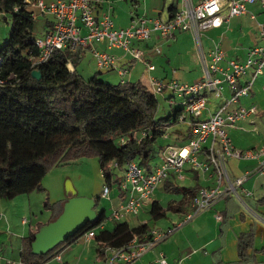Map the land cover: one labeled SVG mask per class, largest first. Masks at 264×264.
Here are the masks:
<instances>
[{
    "label": "trees",
    "instance_id": "16d2710c",
    "mask_svg": "<svg viewBox=\"0 0 264 264\" xmlns=\"http://www.w3.org/2000/svg\"><path fill=\"white\" fill-rule=\"evenodd\" d=\"M173 8L175 12L171 17L178 10ZM0 11L8 13L11 22L8 36L0 46V79L4 81L0 84V198L10 200L44 190L42 179L52 167L92 154L98 157L104 188L107 187L108 192L114 168L123 171V178L129 162L145 165L147 172L159 163H149L151 146L167 134L169 117L173 115V122L180 121L181 115L191 118L185 112L184 97H181V107L172 115L156 118L158 100L145 86L133 82L109 83L98 73L83 78L76 69H69L67 64L73 55L65 50H55L45 62L33 64L32 59L39 51L36 38L31 34L32 11L24 0H0ZM33 70L40 72L39 79L32 77ZM183 123L187 125L184 138L167 146H183L193 137L189 125ZM210 172L215 176L214 171ZM172 175L175 176L171 172L162 184L168 192L182 196L169 199L165 205L152 201L150 214L154 220L165 217L167 211L180 217L187 214L201 188L177 186L169 180ZM168 181L170 184H166ZM122 183L123 180L120 190L124 193ZM65 199L54 202L46 197L43 206L52 211L50 220L61 212ZM95 201L97 204V198ZM97 213L94 222L45 255L31 253L30 245L39 227L29 231L21 238L20 262L38 264L46 261L93 229L98 253L104 258L106 253L102 247L106 250L118 248L134 237L143 240L152 230L147 222L131 226L127 221L119 220L112 228L97 231L96 228L107 220L105 210ZM252 238L251 232L240 233L237 262L219 264H264L254 258L256 251L251 249ZM262 251L264 247L259 252Z\"/></svg>",
    "mask_w": 264,
    "mask_h": 264
},
{
    "label": "built area",
    "instance_id": "2783aa9c",
    "mask_svg": "<svg viewBox=\"0 0 264 264\" xmlns=\"http://www.w3.org/2000/svg\"><path fill=\"white\" fill-rule=\"evenodd\" d=\"M24 1L27 6L36 8L38 13L53 17L51 27L44 37L35 40L39 53L32 59L33 64L45 62L55 50H65L70 55H75L79 49H88L93 54L99 69H115L121 77V83H125L124 76L127 69L116 65L117 58L114 55L96 49L95 43L103 42L109 49H123L133 60H138L142 58V52L132 47V41L148 40L152 32H157L162 38H172L174 31L179 29L191 30L200 51L204 66L203 74L199 79L192 83L151 79L150 88H148L155 95L163 94L165 89H169L177 96L184 97L185 112L191 118L181 115L178 119L189 125L193 137L183 146H166L160 152L159 163L148 172L136 162H129L124 171L122 183L126 200L112 211L108 220L119 221L125 215L138 213L142 202L168 178L171 172L176 177L182 178V170L186 164L198 167L203 172L214 171L215 183L213 186L201 187L193 199L192 209L166 231L152 229L149 237L144 240L134 237L121 247L109 248L108 264L132 263L177 228L187 224L222 198L235 193L236 187L245 181L250 172L230 179L227 170L229 158L256 159L257 165L252 173L258 174L264 182V145L256 150L240 151L234 147L225 129L226 126H233L237 120L254 112V107H238L231 111H224V106H221L211 111L207 99L208 95L224 98L225 85L231 92L225 98L228 103H236L238 98L248 94L257 74L264 67V24H259L260 43L248 49L243 61L227 58L217 42H214L207 52L208 60L206 61L200 44L202 29L222 24L221 12L228 20L230 17L245 14L246 5L249 3L258 1L264 9V0H201L197 4H194L192 0H180L181 5L173 17L167 20L133 17L126 28L114 26L109 10L98 13V7L104 0ZM156 49L159 50L158 47ZM146 67L148 70L154 69L150 63H146ZM250 70V78L240 85V78ZM2 83L4 81L0 79V84ZM200 156L202 159H199ZM223 181L225 183L222 185ZM243 192L246 195L251 194L247 190ZM107 193L108 188L105 187L102 195L105 196ZM215 218L221 220L222 215L216 214ZM103 223L96 229H103ZM94 234L93 229L86 232L85 236L89 239ZM10 264L15 262L10 261ZM150 264H168V262L164 255L160 254Z\"/></svg>",
    "mask_w": 264,
    "mask_h": 264
},
{
    "label": "crops",
    "instance_id": "0c3cea01",
    "mask_svg": "<svg viewBox=\"0 0 264 264\" xmlns=\"http://www.w3.org/2000/svg\"><path fill=\"white\" fill-rule=\"evenodd\" d=\"M126 1L128 0H104V2L98 7V13L109 10L114 26L116 28H126L133 17L160 18L162 20H167L171 17L172 13L175 12L173 11V6L177 7V9L180 7L178 6V0H131L132 5L130 7H127ZM221 15L223 17V22L220 26L207 27L202 29V32L200 31V44L205 60H208L207 52L214 42L220 44V48L224 51L227 58H236L239 61L245 60L248 49L260 43L259 24H264L263 7L260 2L257 1L246 5L245 14L230 17L228 20L225 19V14L223 12H221ZM252 15H254V17H252ZM45 21L46 33L51 27L53 17L51 19L47 18ZM131 45L142 52L141 59L133 60L123 49H109L103 42L95 43L94 47L98 50H104L114 55L117 58L116 65L127 69L124 76L125 82L140 83L147 89L150 88L151 79L165 82L170 80L179 81L180 79V82H192L199 79L203 74V61L191 30L177 29L174 31L172 38H162L157 32H152L151 37L148 40H134L131 42ZM156 47H158L159 50H157ZM88 52L90 53V50L88 49H79L73 56L81 58ZM73 56L67 65L70 70L76 69L77 71L78 67L75 65V62H73ZM176 60L179 61L185 73L181 75L177 74L174 69ZM146 63L152 64L154 69L148 70ZM96 67L97 70L86 68V70H83L81 73L77 72L83 78H88L93 74L98 73L101 79L109 83H121V77L115 69H106L103 71L98 68L97 64ZM113 70L114 74L106 73ZM250 76L251 70L247 71V73L240 78L239 84H243V82L249 79ZM228 91V94L224 93V98H214L209 96V105L211 100H215V109L224 106V111H231L238 107H254V112L237 120L233 126H226L225 129L236 149L240 151L249 149L256 150L264 145V67L261 72L257 74L253 85L248 90V95L238 98L236 103H228L225 100V98L231 93L229 89ZM199 159H202V156H200ZM186 165L187 168L182 170V178L172 175L169 177V180L174 183L178 181L184 182V185L181 186L189 188L209 187L214 185L215 176L212 175L210 171L203 173L198 167H192L190 164ZM256 165L257 160L253 158L238 159L231 157L227 160V170L230 179L242 176L246 172L250 173L245 181L240 186L236 187L235 193L222 198L216 202L210 210H208L209 212H212V214L207 213L206 210L192 221V225H187L182 229L181 233L189 231L198 239L196 246L191 247V252L189 254L180 253L178 258H171L177 254L168 252L163 247V243L158 246H156V244L152 249L145 252L139 259L130 264H150L157 259L160 254L164 255L168 264H183L186 260L189 261V264L234 263L238 260V235L240 233L249 232L253 234L251 249L256 251L254 258L264 262V251L259 252L260 249L264 247V182L258 174L252 173ZM190 181L194 182V184L191 185L189 183ZM224 183L225 181H223L222 185ZM166 184H170L169 181L166 182ZM163 188L165 190L164 184ZM243 190L250 191L251 194L246 195ZM165 191L168 192L167 190ZM33 192L38 193L32 195ZM39 192L41 191L35 190L27 193V197H18L20 204L22 203L21 207L16 206V203H5L3 206L6 207L4 208L2 206L0 208V233L3 227H5V225L9 223V220L11 221L12 219L10 218L12 208H15V211L18 208V211H20L19 213H25L27 210L29 211V214L32 213V215L36 217V208L34 205H37L42 199H46V197L42 198V196L39 195ZM22 196H24V194H22ZM118 196L120 201H122L120 203H123L126 200L125 193L119 191ZM15 198L13 199L17 200V198ZM65 198H67L66 190L62 189L61 198H58L56 201ZM179 198L180 196L177 199ZM42 201L44 203V200ZM4 209L6 210L4 211ZM44 209L49 212L48 218H46L47 220H37L34 223L30 222L26 234L50 221L52 211L48 208ZM5 214L8 216L5 217ZM216 214H221L222 219L217 220L215 218ZM24 222L25 218H22L21 223L26 225V222ZM207 222H210L213 225V231H211L210 228L206 229L204 223L207 225ZM150 228L155 229L154 227ZM98 230L99 229H97V231ZM208 233L211 234L206 237ZM26 234H22L21 238ZM88 245L89 244H87V246ZM62 249L63 247L61 250ZM88 249L90 250V248ZM61 250H59V252ZM201 250H203L204 253L199 254V251ZM62 251V254H59L58 252L56 255V264L63 263L65 260H67L68 263L69 261H72V256L65 255L67 252L66 250ZM107 253L108 255L101 258L97 248V261L95 260L94 264H108L106 258L110 255V252L107 250ZM175 259L178 260L175 262ZM8 263L10 264V261L5 264ZM0 264L2 263L0 262ZM15 264L17 263L15 262ZM20 264L22 263L20 262ZM113 264L122 263L115 262Z\"/></svg>",
    "mask_w": 264,
    "mask_h": 264
},
{
    "label": "rangeland",
    "instance_id": "374dc122",
    "mask_svg": "<svg viewBox=\"0 0 264 264\" xmlns=\"http://www.w3.org/2000/svg\"><path fill=\"white\" fill-rule=\"evenodd\" d=\"M200 1L201 0H192L194 4H197ZM126 2L127 7H130L132 5L131 0H128ZM180 5L181 2L180 0H178V6ZM27 8L33 12L31 34L36 39H42L45 35L46 30L45 20L47 18L51 19L52 16L42 15L38 13V10L36 8L30 5H28ZM10 25L11 22L9 14L0 11V46L8 36ZM73 62H75V65L78 67L77 71L80 73L83 70H86L89 65L90 67L88 69L97 70L96 60L91 52H88L81 58L73 56ZM175 64L176 65H174V69L176 70L177 74L181 75L185 73L178 60L175 61ZM106 73L114 74V70ZM224 93H229L228 87L226 85L224 86ZM169 96L171 97L168 98ZM156 98L158 100V107L155 113L156 118H164L172 115L175 109L181 107V97L177 96L169 89H165L163 91V94H157ZM209 106L211 107V111H214L215 100H211ZM169 119V124L166 127L167 134L162 138H158L151 146L152 151L151 159L149 160L150 164L159 162V154L162 148L166 147L167 145H174V143L177 141L180 142L186 134L187 125L185 123L180 121L173 122V115L169 117ZM141 167L145 171V165H141ZM185 168H187V165L183 167V170ZM112 173V184L109 188L108 195L107 197L102 196L105 183L101 174V170L99 168L98 157L93 154L81 157L69 163L52 167L42 179L41 185L43 186L44 190H41V192H39V195H41L42 198L48 197L50 201H56L58 198H61L62 189L66 190V188L70 186L76 191V194L78 196L97 198L95 209L98 212L101 210H105V214L107 216V220L103 223L104 228H112V226L117 222L127 221L131 226H136L137 224H140L142 222H147L150 227H154L157 230L159 229L158 231H166L168 227H172L174 223L176 224L179 220L182 219V217H179L178 215L168 211L165 217H162L158 220L152 219L150 214L152 201L157 200L161 205H165V202H167L169 199H177L179 196H182L181 194L175 193L173 191L166 192L163 188V184H160L150 195V197L143 201L142 206L136 215L123 216L120 221L108 220V217L110 216L112 211L114 209H117L120 202H122L120 201L118 192L121 191L120 184L123 180V171L114 168ZM189 183L191 185L194 184V182L191 181ZM176 184L177 186H181L184 185V182L178 181L176 182ZM35 193L38 192H33L32 195H34ZM18 197H27V194H24V196H17V200L0 198V208L5 203H16V206L21 207L22 203L20 204V200ZM42 200L39 201L37 205H34V207L36 208V217H34L32 213L29 214V211L27 210L25 211V213H19L20 211H18V208L16 211L15 208L11 209L12 213H10V218L12 219L11 221L9 220V223L5 225V227H3L0 233V262L2 264H5L9 261H14L17 264H20L19 252L21 247L22 234H26L30 226V222L34 223L37 220L46 221V218H48L49 212L44 209ZM214 204L208 210H210L214 206ZM3 207L5 208L6 206ZM5 210L6 209H4V211ZM208 210L207 213L212 214V212H209ZM7 216L8 215L5 214V217ZM196 217L194 219H196ZM22 218H25L26 225L21 223ZM194 219L191 220L189 224L187 223L185 224V226L183 225V227L177 228L173 233L169 234L166 238L158 242L156 246L163 243V247L168 252L177 254L171 258H178L180 253L189 254L191 252V247L196 246L198 239L189 231H186L185 233H181V231L187 225H192V221H194ZM204 225L206 229L210 228V230L213 231V225L210 222H207V225L206 223H204ZM210 234L211 233H208L206 237L210 236ZM87 244L89 245L87 246ZM88 248H90L91 251ZM97 248L98 245L93 237L86 239L85 235H81L73 244L65 246L62 249L67 251L65 255L72 256V261H69L68 263V261L65 260V262L63 261V263L60 264H94L95 260L97 259ZM102 249L106 253V255H108L107 250L103 247ZM62 250L59 252V254H62ZM201 253H204V251H199V254ZM108 259L109 256L106 258V262L108 261ZM177 260L178 259H175V262ZM55 261L56 256L49 257L46 262H41L39 264H56ZM183 264H189V261L186 260Z\"/></svg>",
    "mask_w": 264,
    "mask_h": 264
},
{
    "label": "water",
    "instance_id": "95a60500",
    "mask_svg": "<svg viewBox=\"0 0 264 264\" xmlns=\"http://www.w3.org/2000/svg\"><path fill=\"white\" fill-rule=\"evenodd\" d=\"M31 74L36 79L40 78L38 70H33ZM66 194L67 198L63 201L61 212L54 219L41 225L34 234L30 245L32 254H47L97 219L95 198L78 196L70 186L66 188Z\"/></svg>",
    "mask_w": 264,
    "mask_h": 264
}]
</instances>
